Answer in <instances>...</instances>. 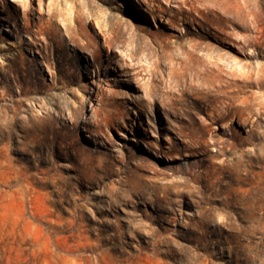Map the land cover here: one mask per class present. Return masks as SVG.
Masks as SVG:
<instances>
[{"label":"rangeland","instance_id":"1","mask_svg":"<svg viewBox=\"0 0 264 264\" xmlns=\"http://www.w3.org/2000/svg\"><path fill=\"white\" fill-rule=\"evenodd\" d=\"M175 1L0 0V264H264V0Z\"/></svg>","mask_w":264,"mask_h":264},{"label":"bare ground","instance_id":"2","mask_svg":"<svg viewBox=\"0 0 264 264\" xmlns=\"http://www.w3.org/2000/svg\"><path fill=\"white\" fill-rule=\"evenodd\" d=\"M137 1V0H136ZM134 2V1H133ZM168 2L169 3H172V2H175L174 4H177L176 3V1L175 0H168ZM224 4V3H223ZM138 5V9L139 10H141V12H143V13H149V10L147 9V8H145V7H143L140 3H138L137 4ZM222 6V5H221ZM243 5H241V4H239V3H236V4H233L231 7H230V9H229V7H227V6H223V10L224 11H230L231 10V13H233V18H234V21L236 22L239 18H242V10H243ZM55 10V9H54ZM69 10V9H68ZM221 10V9H220ZM74 13V12H73ZM67 14V13H66ZM63 16V14H62V12L60 11V9L58 10V9H56L55 11H54V13H53V15L52 16ZM246 15V14H245ZM51 17V16H50ZM151 17H152V20H154V22L156 23V20H155V18H154V16L153 15H151ZM232 18V19H233ZM77 19H78V17H77ZM65 20V19H64ZM66 21V20H65ZM239 21V20H238ZM241 21V20H240ZM63 22V21H62ZM65 24V27L66 28H68V27H70V26H68V24H66V23H64ZM94 24H96L98 27H100L101 26V24H100V21L99 20H97V18L95 17V23ZM119 24V23H118ZM95 25V26H96ZM120 25V24H119ZM72 27V26H71ZM5 30H9V29H7V28H5ZM103 33V32H102ZM104 33L106 34V33H108L107 31H104ZM105 34H103L104 36H105ZM84 35V34H83ZM92 34H87L86 35V43H85V45H84V47H86V48H88L89 46H92V45H94V56H96V55H98L99 54V49H98V45H97V42L95 41V38H94V36H91ZM55 36V35H54ZM106 41H104L105 42V44H106V46H107V48L108 49H110V48H112L111 47V42H110V36H107V38L105 39ZM153 41H155V42H158V44H161L163 47H168L169 46V42H166L165 41V39H161L159 36H157V35H153V39H152ZM150 42V41H149ZM242 42V41H241ZM193 46V49L194 50H199V53H200V51H202V52H204L205 53V55H207L208 57H210V58H215L216 60L217 59H221V58H219V57H217V55L215 54V52H214V50L212 51V50H204V49H200V47L198 46V44L197 43H195V44H193L192 45ZM28 47V46H27ZM183 49V48H182ZM208 49H210V48H208ZM181 50V49H180ZM184 50V49H183ZM114 51V50H113ZM199 53H198V55H199ZM129 55L128 56H130L131 55V52L130 53H128ZM181 54H182V52H181ZM184 54H185V58L183 57V61L185 60V59H188V61L190 60V59H192V57L194 56V51L193 50H188V51H184ZM119 55L120 56H127V54L123 51V50H121L120 49V52H119ZM183 55V54H182ZM181 55V56H182ZM197 55V56H198ZM205 55H203V56H205ZM201 57V56H200ZM128 58V57H127ZM130 60V59H129ZM198 60V59H197ZM193 61H195V59L193 60ZM227 61V63H231V64H237V65H239L238 63V61L236 60V59H233V60H226ZM117 63V66L119 67V68H122L123 66H122V63L120 62V61H116ZM187 62V61H186ZM192 62V61H191ZM183 63V62H182ZM188 63V62H187ZM189 64V63H188ZM183 65V64H182ZM186 66V65H185ZM188 66V65H187ZM181 68V67H180ZM114 69H115V67H114ZM184 72V71H183ZM182 72V73H183ZM95 76H97V75H95ZM136 76V75H135ZM138 76V75H137ZM137 76H136V78L134 77V75H133V79H138V78H140V77H138L137 78ZM130 79H132V78H130ZM129 80V79H128ZM140 81V80H139ZM92 82L93 83H95L97 86H98V90H96L95 91V100L96 101H94L93 99H92V97H89V101H90V104L92 105V117L95 119V121H94V123L96 124L97 122H99L98 120L100 119V112H102V109H103V101H104V92L102 93L101 91L102 90H100V83L96 80V79H92ZM138 82V81H137ZM136 82V83H137ZM210 83V82H209ZM185 89V88H184ZM183 91V90H182ZM109 92V91H108ZM184 94V93H183ZM183 94H181V95H183ZM182 98V97H181ZM177 99V98H176ZM136 112V111H135ZM104 113H106L105 112V110H104ZM107 114V113H106ZM220 116V118H222V117H224L225 116V114H220L219 115ZM225 127V126H224Z\"/></svg>","mask_w":264,"mask_h":264}]
</instances>
